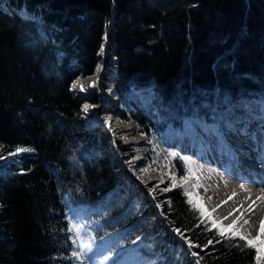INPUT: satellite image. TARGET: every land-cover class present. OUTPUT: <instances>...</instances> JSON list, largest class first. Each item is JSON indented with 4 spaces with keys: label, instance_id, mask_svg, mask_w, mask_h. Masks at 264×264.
Instances as JSON below:
<instances>
[{
    "label": "trees",
    "instance_id": "1",
    "mask_svg": "<svg viewBox=\"0 0 264 264\" xmlns=\"http://www.w3.org/2000/svg\"><path fill=\"white\" fill-rule=\"evenodd\" d=\"M105 35L121 118L144 136L264 119V0H0V164L18 159L0 168V264H81L78 227L100 264H264L173 182L160 208L132 188L87 127L70 84Z\"/></svg>",
    "mask_w": 264,
    "mask_h": 264
},
{
    "label": "rangeland",
    "instance_id": "2",
    "mask_svg": "<svg viewBox=\"0 0 264 264\" xmlns=\"http://www.w3.org/2000/svg\"><path fill=\"white\" fill-rule=\"evenodd\" d=\"M104 39L100 50V61L94 70L98 78L96 87L80 91L73 86V81L71 82L72 85L70 84L75 95L82 101L81 111H83L87 127L97 134L100 133L108 138L109 153L111 158L116 161L119 173L132 188L149 197L153 204H160V201L169 192H162L161 189L168 188L166 184L173 182L174 188H182L188 195L190 194L189 197L206 212L210 220L217 221V227L220 230H226L224 221L206 205L200 194L202 186L205 182H208L210 177H216L222 171L228 170L232 165H237V161L230 162V159H225L217 154L208 155L206 153L209 149L212 151L222 150L223 146L229 149L224 134L219 135L216 127H202L198 124V126L190 124L184 133L178 134L173 138L163 140L155 137L152 139L141 134L136 123L123 120L121 118L122 107L120 100L113 91L116 64L113 50L111 49L112 44L107 42V35H105ZM78 78L80 76L74 80ZM87 101H93L97 105L96 111L99 115L94 124L89 122L87 119L88 115L84 112L86 104L89 103ZM104 105L107 107L105 108ZM109 113H113L118 121L132 124L143 141H129L128 137H124L112 124L108 117ZM255 120L249 121L247 126L248 135H245L246 137L243 140L250 139L256 142L262 150L264 149V131H262L264 119ZM195 127L199 129H195ZM119 143L126 148L125 151L121 150ZM202 146L204 147L202 148ZM175 157H179L181 169L176 167ZM12 158L14 159L12 161L18 160L17 157ZM213 158H217L218 161H213ZM139 159L142 160V163H139ZM245 162L243 158L242 162H238V170H241V172H245V166H243ZM252 168L255 170V167ZM179 171L186 174L187 177L184 179L177 178ZM152 189L154 191H150ZM153 196L155 199H153ZM81 225L82 223L80 227ZM231 232L243 236L235 228ZM84 234V232L79 230V227L74 232L73 238L76 243V253L80 256L82 264H100L102 262L100 252L105 250L104 245L96 247L89 240L90 234L87 233L85 236ZM245 239L249 240L246 237ZM254 242L257 249L264 251V232H261Z\"/></svg>",
    "mask_w": 264,
    "mask_h": 264
},
{
    "label": "bare ground",
    "instance_id": "3",
    "mask_svg": "<svg viewBox=\"0 0 264 264\" xmlns=\"http://www.w3.org/2000/svg\"><path fill=\"white\" fill-rule=\"evenodd\" d=\"M96 75L93 72L91 75L78 78L73 82V86L80 91L93 89L96 87L98 79ZM92 85H95V87ZM81 87L83 90H81ZM86 105H88V108L87 110L84 109V112L88 115L87 119L89 122L94 124L99 115L96 111L97 105L93 101ZM108 117L115 128L124 137H128L129 141H143L132 124L116 120L113 113H109ZM238 138L241 139V144L238 147L248 151L249 149L253 150L252 153L256 154L257 157L255 156V158L259 160L260 169H262L264 163L261 161L264 160V152L261 151L256 142H251L247 139L243 140L241 137ZM238 138L231 139L233 148H236L233 144H236V139ZM229 142H227L228 145L230 144ZM206 153L208 155L217 154L225 159H230V162L237 161V165H232L228 170L222 171L216 177H210L208 182H205L200 192L204 202L224 221L226 228L228 224L236 220L234 228L244 237L255 240L261 234V221H264V174L259 173V170L252 169L248 162L243 163V166H245L244 171L248 173V170H250L248 176L246 173L238 170V162H240L239 159L241 158L236 156L235 151L230 149V145L229 149L223 146L222 150L212 151L209 149ZM248 158L251 162L255 161L251 159V156ZM213 161L217 162L218 160L217 158H213ZM139 163H142L141 159H139ZM225 216L228 218L224 219ZM246 220L248 221L247 224L244 223Z\"/></svg>",
    "mask_w": 264,
    "mask_h": 264
},
{
    "label": "snow or ice",
    "instance_id": "4",
    "mask_svg": "<svg viewBox=\"0 0 264 264\" xmlns=\"http://www.w3.org/2000/svg\"><path fill=\"white\" fill-rule=\"evenodd\" d=\"M92 86L95 87V85H92ZM81 90H83L82 87H81ZM87 108H88V106L86 105L85 106V110H87ZM226 127H228V130L229 131H237L236 127L231 124V121H229L228 124H226ZM262 131H264V129H262ZM239 132L241 134L248 135L246 129H239ZM261 151L264 152V149H262ZM261 162L264 163V160H262ZM129 163H131V162H129ZM170 190H171L170 188H163V189H161L162 192H167V191H170ZM150 191H154V189H152ZM153 199H155L154 196H153ZM156 206L159 207L160 205L157 204ZM230 215H231V213H230ZM227 218H228L227 216L224 217V219H227ZM202 223H203V221H202ZM244 223L247 224L248 221L246 220V221H244ZM235 225H236V220H233L230 224L227 225V229L226 230L225 229H222L219 232V235L223 237L225 235V231L231 232V230L235 227ZM212 226L214 228L217 227V221H213L212 222ZM197 227H199V225ZM206 230L210 231V229H206ZM174 231L177 233V235H179L181 237V239H185L183 233L180 231L179 228L174 229ZM261 232H264V221H261ZM240 239L241 240H244L245 237L241 236ZM186 242L188 243L189 250H191V248H193V247H199V245L193 244V242L191 240H187ZM208 243L211 244L212 243V240H209ZM247 244L250 245V246H255L254 240H251V239L247 240ZM86 247H90V246H86ZM190 255L193 256V257H197L198 256V253L197 252H194V251H190ZM73 257L75 259H77V260L80 259V256L77 255L76 253H73ZM104 259L105 260H108L109 257L108 256H105ZM257 259H259V249H257ZM194 264H199V260L194 261Z\"/></svg>",
    "mask_w": 264,
    "mask_h": 264
},
{
    "label": "water",
    "instance_id": "5",
    "mask_svg": "<svg viewBox=\"0 0 264 264\" xmlns=\"http://www.w3.org/2000/svg\"><path fill=\"white\" fill-rule=\"evenodd\" d=\"M27 150V149H26ZM18 154H20V153H17V155ZM12 160H14L13 158L12 159H8L7 161H5L4 163H2V164H0V168H3V167H5L7 164H8V162H10V161H12Z\"/></svg>",
    "mask_w": 264,
    "mask_h": 264
}]
</instances>
